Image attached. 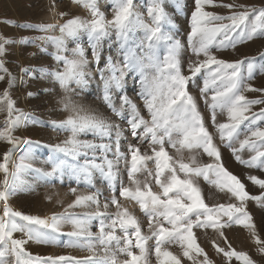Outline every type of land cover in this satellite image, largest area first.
<instances>
[{"label":"rangeland","instance_id":"1","mask_svg":"<svg viewBox=\"0 0 264 264\" xmlns=\"http://www.w3.org/2000/svg\"><path fill=\"white\" fill-rule=\"evenodd\" d=\"M105 4L102 7V0H96L97 8L105 17L106 21L114 19L113 8L115 6L114 0H104ZM151 0H133L135 5L134 11L141 18L144 23H150V18L147 13V8ZM164 11L168 17V22H162V31L170 34L175 40L181 44L178 52V60L181 67L182 74L190 76L188 71V64L191 60L197 59L193 56L191 48L188 44V35L190 33L191 13L194 10V0H162ZM216 4L236 5L234 9L224 7H205V11L215 13L220 16H228L235 11L242 10L240 5L255 6L256 8H264V0H214ZM83 5L73 3V0H0V22L7 19L9 23L19 25L21 30L26 29L24 39L12 40L6 38L3 32H0V37L8 42L4 44L5 52L0 60L3 61L4 68L7 73L3 80H0V96L5 90L8 92V98L13 102L12 118L20 117V122L11 130V136L15 139V143H8L0 139V164L5 163L4 155L8 154L7 167L9 172V180L14 188L11 196L8 198V205L15 211H19L25 215H31L40 219L50 220L52 216L63 215L66 219L61 222L59 231L53 232L50 228H45L41 225H28L29 228L45 233L50 239V243H37L28 241L24 245V249L32 257H73L75 260H85L87 258L95 259L99 264H110L111 258L115 255L118 264H123L125 260H130L124 253L118 251L116 242L113 241L108 246L107 251L101 245L97 237L99 235L100 219H104L105 223H110L111 219H115V214L118 209L116 205L108 203L107 209L103 207L106 201H110L114 194L108 180L96 168H90L89 176L80 173L78 176L73 175V167H84L88 163L104 165L106 168L105 157L108 160H114L111 151L105 153L102 149H83L80 154L73 158L62 152L54 151L55 146L64 145V142L71 136L70 129L53 127V122L60 124L69 118L75 119L79 116H96L105 120L112 125H119L122 129V136L120 139L121 152L125 154L127 159L121 158L114 165L117 179L115 182L119 211H127L131 216L138 221L141 235L147 237L144 241V247L147 249V264H163L167 260L163 256L164 252H169L176 256L180 264H204L205 256L209 264H242V261L232 257L227 258L223 252L218 253L216 247L222 248L225 251L235 250L236 252H243L250 257L254 264H264V253L258 250V245L254 242L249 229L242 225L233 223L231 227H224L220 230L223 235H220L212 227H196L193 226L192 234L196 246L202 249L203 254H197L194 250L189 251L192 259L183 255L185 248L181 245L186 242L181 239H176L168 242L167 238L161 242V256L159 259L156 256L155 247L156 239L152 236L148 227V217L144 211L141 210L139 204L131 199L120 197L119 188L120 183L127 187L134 189L136 187L128 177V172L131 168V154L128 152V145L132 144L140 149L141 155H152V149L149 147L147 141L141 142L139 139H134L130 134V128L126 120L116 116L104 101V80L101 78L100 70L104 72V78L108 79L112 73L106 68L109 57L112 63L116 66L118 71L117 76H120V71L123 70L124 75L122 79V90H117L114 84L109 91L114 97L117 107H119V97L121 94H126L137 106L140 115L145 120H150V116L145 108L144 100L141 98V76L135 68L129 69L125 66L124 58L126 51L131 57L139 60L143 65L144 80L148 85H154L159 81L161 85L165 84L167 80V70L164 69V57L167 55V48L165 44L156 43L152 49L148 47V41L145 36V30L134 24L128 32V39L121 47V41L117 39L114 28L109 27V34L99 42V64L93 59L92 47L89 43L87 32L81 30L76 39L70 37H63L64 51L58 53L56 38L61 37L60 26L65 24L68 20L80 18L83 21H91L93 16L89 10L85 11ZM54 18H58L59 26L54 24ZM224 23H231L230 21H223ZM41 25H52L53 30L48 32L37 31L36 27ZM215 26V24L210 25ZM251 28V21H246L245 24L240 25L236 29L237 33L242 30ZM37 38L39 42L35 52H27V46L30 38ZM40 37H46L40 39ZM221 37H217V41ZM239 41V36L236 35ZM77 44L83 49L87 64L83 66L85 73L83 79L86 83L78 85L75 81H70L67 90L62 89L59 82L56 81L49 73L56 70H63L64 65L58 62L55 57L57 54L63 55L68 59H73L72 50L77 47ZM164 51V55H157V51ZM211 53L218 59L226 62H236L238 60L253 61V68L251 78L246 63L240 69V76L244 85H250L255 89H264V36H257L253 39H248L243 42H237L235 47L217 48L215 45L210 47ZM153 60H149V56ZM203 60L204 57L199 58ZM28 70V71H25ZM215 70V65L212 66ZM231 72V69L225 70ZM3 74V73H0ZM207 76V70L202 69L201 73L197 74L195 78L191 79L186 85V91L192 95L197 103V109L201 114L204 124L213 137V143L219 149L220 161L222 165L230 174L235 175L241 183L245 186V191L251 197L264 198V189L258 185L253 184L249 177H256L264 180V168L259 166L260 160L264 157H258L253 166H247L240 163L235 158L233 151L226 147L227 143H232L237 150L242 160L248 161L253 155H256L248 145L243 149L240 147V142L246 137L247 132L245 125L248 121H243L237 128L241 134L236 137L235 133L231 140H229L228 130H223L225 139L222 141L220 134L215 127H213L211 115V108L206 105L204 98L201 95V88L204 87V79ZM11 81V83H10ZM224 82L217 80L215 84H209V100L212 88H223ZM166 94V87L163 88ZM29 93H32L29 96ZM247 100H264V92L261 91H247L242 93ZM63 101V103H62ZM264 108V104H255L246 115L251 116L252 113H259ZM73 109H76L74 111ZM127 115V112H125ZM182 114L171 115L170 119L179 123L178 117ZM8 118L7 107L4 105L0 111V131L5 128V121ZM217 123H230L228 120L227 110L221 111L216 109ZM254 129L259 127L264 129V120L257 121L252 126ZM138 131H142V128ZM177 133H173L176 138ZM250 143L254 144L256 149L264 151V141L258 138L251 137ZM79 141H87L89 143L100 145L115 142V127L112 130L110 137H101L92 131H85L78 134ZM30 140L31 145L25 144L22 141ZM167 140V138H166ZM40 142L37 144L36 142ZM165 149L168 155L172 158L170 165L175 162L176 174L178 179H189L194 186L199 189L201 199L204 205L213 210L215 215L218 211L220 213L221 222L227 221V216H224L221 205L235 204L239 205L240 201L232 196L227 191V188L221 189L212 181L216 180L213 170L206 171L208 179L205 175L199 176L191 174V170L197 167L204 169L206 165L216 163L212 157H209L202 148L188 149L177 144L176 147H171L167 143ZM27 158V159H25ZM193 158L195 162L193 163ZM22 160L28 164L29 167L17 171V165ZM60 164L61 168L53 172V161ZM185 163L190 166L189 174L179 169V163ZM147 169L153 173L148 176L147 172L139 171L135 173L133 179L140 182L141 188L147 191L143 185L147 182L154 193L162 195L159 185L155 184V163L154 160L142 162ZM71 166V167H70ZM16 172V177L13 180L11 173ZM45 173H52V175H45ZM170 174L165 172L161 176L164 180L165 176ZM5 173L0 170V182L3 181ZM72 189H76L73 193ZM98 194L99 208L97 205L85 201L79 206L69 207L76 200L77 196H89ZM170 197L175 198L174 193L169 194ZM163 198V197H162ZM190 203L186 199L183 201ZM244 207L251 217V221L255 226V231L261 240H264V200L257 201L255 199H246ZM3 204L0 203V214H2ZM203 211L202 209H198ZM104 212V217H96L97 212ZM189 215L195 219L194 213ZM238 215V214H237ZM71 216L74 220L85 221V227L90 237H70L68 234L75 231L73 220L67 219ZM89 217H92L89 219ZM17 223H25L15 218ZM163 226L171 229V225L161 216L158 218ZM204 217L201 216V221ZM157 218H153V225L155 226ZM111 229L106 228L105 231ZM130 235L129 239L132 241V251L135 255L140 254L139 248L135 247L136 237L134 229H128ZM120 237V247L125 244L124 233L120 230L117 224L115 233ZM14 239H25L27 236L22 232H14ZM71 242V246L70 245ZM88 244L93 245V250H88ZM214 245L216 247H214ZM11 264H15V258L9 255L7 257ZM143 264V262H141Z\"/></svg>","mask_w":264,"mask_h":264},{"label":"snow or ice","instance_id":"2","mask_svg":"<svg viewBox=\"0 0 264 264\" xmlns=\"http://www.w3.org/2000/svg\"><path fill=\"white\" fill-rule=\"evenodd\" d=\"M73 3L81 4L85 8L89 9L93 19L89 21H83L80 18H74L68 20L65 24L60 26L61 37L56 38L55 43L57 45L58 53L64 51L63 37L67 36L76 39L78 33L83 30L87 32L89 43L92 47L93 59L99 64V42L106 37L109 32V27L114 28L116 31L117 39L121 41V47H124L125 42L128 39V32L131 30L134 24H139L145 30V36L148 41L149 49L154 47V44L163 42L167 48V55L164 57L163 67L167 70V80L164 85H161L159 81L154 85L146 84L144 80L143 65L142 63L126 51L124 63L129 69L135 68L141 76V98L144 100L145 108L150 116V120H145L139 113L136 104L126 95L121 94L119 97V107H117L114 97L110 93L109 89L114 84L117 90H122V79L124 72L120 71V76L116 75L118 69L112 63L111 57H109L106 64V68L112 73V76L108 79L104 78L103 70H100L101 78L104 80V101L111 111L123 120H126L130 128V134L134 139H139L141 142L147 141L149 147L152 149V155H141L139 147L129 144L128 152L131 154V168L128 172L129 180L136 185L134 189L127 187L120 183L119 196L125 197L136 201L141 210L144 211L148 217V227L153 237L156 239L155 252L159 259L161 256V242L167 238L168 242H172L176 239H181L186 242L181 247L185 248L183 255L192 259L189 255L190 250H194L198 255L203 254L202 249L196 246L193 239L192 228L196 227H212L220 235V232L224 227H231L233 223L242 225L246 229H249L254 242L259 246L258 250L264 253V240H261L255 231V226L251 221L250 215L247 213L244 207V201L246 199H255L257 201L264 200L262 197H251L245 191V186L235 176L230 174L222 165L220 161V152L216 145L213 143V137L207 130L204 121L197 109V103L195 98L186 91V85L188 82L195 78V76L201 73L202 69L207 70V76L204 79V87L201 88V95L204 98L206 105L212 110L211 120L213 127L217 129L220 134V138L223 141L225 139V133L223 130L227 129V136L229 140L235 133L236 137L241 134L237 131L238 126L243 121H248L245 125L247 132L244 133L245 139L240 142L241 149L245 145H248L256 155H253L250 160L244 161L237 155V150L233 147L232 143H227L226 147L233 151V154L238 162L244 163L247 166H253L258 157H264V151L256 149L254 144L250 143L251 137L258 138L264 141V129L252 127L257 121L264 120V108L259 113H252L251 116L246 115L251 109L252 105L264 104V100H247L246 97L241 94L242 91H261L264 89H255L250 85H244L240 76V69L242 65L246 63L249 78H251L253 61L238 60L236 62H226L218 59L214 56L210 47L215 45L219 48L235 47L237 42H243L248 39H253L257 36H264V8H256L255 6L240 5L242 10L235 11L228 16H220L212 12L205 11V7H224L228 9H234L236 5L229 4H216L214 0H194V10L191 13L190 21V33L188 35V44L191 48L193 56L197 59L191 60L188 64V71L190 76L182 74L179 60L177 58L178 52L181 48V44L178 40H175L170 34L162 31V22H168V17L164 11L162 0H151L147 13L150 18V23H144L141 18L135 13V5L133 0H114V19L112 21H106L102 13L99 12L96 4V0H73ZM230 21L231 23H224L223 21ZM246 21H251V28L248 30H242L236 35L239 36V41L236 39V29L240 25L245 24ZM215 24V26H210ZM52 25L37 26V31L48 32L53 30ZM221 37L217 41V37ZM46 37H40L45 39ZM7 40L0 37V57L4 55V44ZM73 59L57 54L55 59L58 62H62L64 65L63 70H56L51 75L56 81L59 82L62 89L67 90L70 81H75L78 85L86 83L83 77L85 75L83 66L87 64V60L84 55L83 49L77 44V47L72 50ZM203 56L204 59L199 58ZM149 60H153L150 55ZM215 65V70H212V66ZM231 69V72L225 70ZM28 71V70H25ZM0 80L4 79L7 73V69L4 68L3 61L0 60ZM217 80L224 82L223 88H212L209 100V84H215ZM11 83V81H10ZM166 87V94L163 92V88ZM32 93H29L31 96ZM63 103V101H62ZM4 105L7 107L8 118L5 121V128L0 131V139L7 141L8 143H15V139L11 136V130L17 126L20 122V117L12 118L13 102L8 98V92L5 90L2 96H0V111L3 110ZM221 111L227 110L228 120L230 123H217L216 122V109ZM76 111V109H73ZM127 112V115H125ZM182 114L178 117L179 123L170 119L171 115ZM53 127H59L61 129L67 128L71 131V136L64 142V145L55 146L54 151L62 152L66 155H70L73 158L78 156L83 149H96L100 148L105 153L111 151L114 156V160H108L105 157L106 168L104 165H98L88 163L84 167H73V175H79L83 173L85 176H89L90 168L98 169L101 174L108 180L109 185L112 188L113 195L110 201H106L103 207L107 209L108 203L117 206L116 218L111 219L110 223L106 224L104 219H100L99 223V235L97 237L98 242L105 247L107 251L111 242L115 241L119 252L124 253L130 260H125L123 264H147V249L144 247V241L147 237L141 235V230L138 221L135 217L131 216L127 211H119V203L116 192V179L117 175L114 171V165L121 158L127 159L125 154L121 152L120 139L122 136V129L119 125H112L105 120L96 116H79L75 119L69 118L68 120L57 124L53 122ZM115 127V142L108 144L95 145L87 141H79L77 136L81 132L92 131L101 137H110L112 130ZM142 128V131H138ZM177 133L176 138L173 137V133ZM167 138V140H166ZM25 144L31 145L33 142L30 140L22 141ZM39 144L40 142H36ZM171 147H176L180 144L188 149L202 148L203 151L214 159L216 163H211L205 166L204 169L199 167L192 169L191 174L199 176L205 175V179H208L206 171L213 170L216 180L212 181L221 189L227 188V191L236 197L239 201V205L228 204L221 205L220 210L224 216H227V221L221 222L219 211L214 215L213 210L207 208L200 196L199 189L194 186L193 182L189 179H178L176 174L175 162L170 165L172 158L168 155L165 144ZM5 163L0 164V170L5 173L4 179L0 182V203L4 206L2 208V214H0V264H11V261L7 259L9 255L15 258V264H99L98 261L92 258L85 260H75L73 257H32L24 249V245L28 241H34L37 243H50V239L45 233H41L38 230L29 228L28 225H41L45 228H50L53 232H58L61 222L66 217L63 215H54L50 220L40 219L31 215H25L19 211H15L7 204L8 198L11 196L14 188L9 180V172L7 167L8 154L4 155ZM27 159V158H25ZM154 160L155 163V184L159 185L162 195L154 193L149 184L146 182L143 187L147 188V191L142 190L140 182L134 180L135 173L139 171L147 172L148 176H152L153 173L149 171L145 164L142 162ZM195 162L193 158V163ZM62 166L53 161V172L58 171ZM259 166L264 168V159L260 160ZM29 167L28 164L22 162L17 165V171ZM71 167V166H70ZM179 169L189 174L190 166L188 164L179 163ZM169 173V176H165L164 180H161V176L165 173ZM45 175H52V173H45ZM12 179L16 177V172L11 173ZM253 184L258 185L261 189H264V180H260L256 177H249ZM75 193L76 189H72ZM170 193L175 194V198L170 197ZM98 194L89 196H77L76 200L69 207H76L90 201L97 205L99 208ZM163 197V198H162ZM190 201V203L183 202L184 200ZM202 209L203 211H199ZM189 213H194L195 219H193ZM238 214V215H237ZM96 217H104L105 213L97 211L94 214ZM163 217L171 229L163 226L160 223L159 217ZM201 216L204 217L201 221ZM157 218L155 226L153 225V218ZM15 218H19L20 221L25 223H17ZM92 217H89L91 219ZM67 219L73 220L75 231L69 233L70 237H90L85 227V221L74 220L71 216ZM117 224L120 230L124 233L125 244L120 247V237L116 236L115 229ZM111 229L105 231V229ZM129 228L134 229L136 237L135 247L139 248L140 254L135 255L132 249V241L128 238L130 233ZM22 232L27 236L25 239H14V232ZM71 246V242L70 245ZM214 247H216L214 245ZM88 250H93V245L88 244ZM218 253L223 254L231 259L242 261V264H254V262L248 257L246 253L236 252L235 250L225 251L222 248L216 247ZM163 256L167 258L163 264H180L179 259L173 256L169 252H164ZM110 264H118L115 255L112 256ZM204 264H209L206 256Z\"/></svg>","mask_w":264,"mask_h":264},{"label":"crops","instance_id":"3","mask_svg":"<svg viewBox=\"0 0 264 264\" xmlns=\"http://www.w3.org/2000/svg\"><path fill=\"white\" fill-rule=\"evenodd\" d=\"M25 31L26 29L23 28V30H21V28H19V25L9 23L7 19H4L2 22H0V32H3L4 35L7 36L6 38H10L15 41L22 39L23 41L24 33H26ZM28 43L29 44L27 46L26 51L35 52L37 45L39 43L37 41V38L31 37Z\"/></svg>","mask_w":264,"mask_h":264},{"label":"bare ground","instance_id":"4","mask_svg":"<svg viewBox=\"0 0 264 264\" xmlns=\"http://www.w3.org/2000/svg\"><path fill=\"white\" fill-rule=\"evenodd\" d=\"M104 4H105V1L102 0L101 6L103 7ZM83 9H84L85 11L89 10V9H87V8H85V7H83ZM53 21H54L55 26L58 27V26H59V22H60V21L58 20V18H54ZM162 43H163V42H162ZM163 44H164V43H163ZM156 54H157V55H160V56H163V55H164V51L159 50V51L156 52ZM7 203H8V201H7ZM8 204H9V203H8ZM3 206H4V205H3Z\"/></svg>","mask_w":264,"mask_h":264},{"label":"built area","instance_id":"5","mask_svg":"<svg viewBox=\"0 0 264 264\" xmlns=\"http://www.w3.org/2000/svg\"><path fill=\"white\" fill-rule=\"evenodd\" d=\"M8 204V203H7Z\"/></svg>","mask_w":264,"mask_h":264}]
</instances>
